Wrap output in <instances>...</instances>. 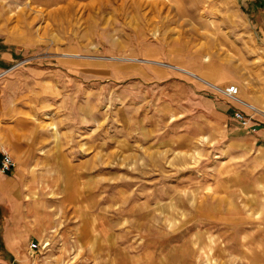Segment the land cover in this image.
<instances>
[{"label":"rangeland","instance_id":"1","mask_svg":"<svg viewBox=\"0 0 264 264\" xmlns=\"http://www.w3.org/2000/svg\"><path fill=\"white\" fill-rule=\"evenodd\" d=\"M2 36L35 71L0 180L47 231L8 243L1 190L0 264H264V0H0Z\"/></svg>","mask_w":264,"mask_h":264},{"label":"crops","instance_id":"2","mask_svg":"<svg viewBox=\"0 0 264 264\" xmlns=\"http://www.w3.org/2000/svg\"><path fill=\"white\" fill-rule=\"evenodd\" d=\"M44 1V2H43ZM42 4H52L56 3L57 0H40ZM3 37V36H2ZM0 151L6 149L10 152L12 157H16V144L18 141L26 138L25 132L23 129H26V120H30L31 113L33 109L31 108L29 111L25 104H23V99L21 98L24 94V90H19L18 84L15 82L21 75V72L25 71V76L29 73L34 72L35 70L29 69H21L22 64L16 65L13 61L14 57L9 50L8 47L13 46L9 39H6L5 36L0 40ZM2 46V47H1ZM5 46V47H3ZM191 71V70H190ZM194 72V71H193ZM195 73V72H194ZM196 74V73H195ZM200 76V75H199ZM23 77V76H22ZM201 77V76H200ZM202 79L209 81L203 77ZM217 88H219L215 83L209 81ZM220 89V88H219ZM224 90V89H223ZM226 90V89H225ZM224 90V91H225ZM227 90L233 92L238 99V87L236 85H231L227 87ZM242 100V99H240ZM243 102H247L242 100ZM248 103V102H247ZM250 104V103H249ZM255 126H258L256 131L259 130V124L255 121L252 122ZM23 128V129H22ZM19 143V142H18ZM8 188L9 192H12L11 195V222H13V227L7 231V239L9 243V239H20L22 243H25V234H22V227H20L21 222L25 226H23L26 231L33 229H37L40 232L47 231L46 228L41 225H37L33 220V215L28 211L27 207L30 205L32 200H24V202L18 200L20 197V191L17 185H10V187L3 181L0 180V191L4 190V188ZM10 192V193H11ZM27 194H24V199L27 197ZM8 197H10L8 195ZM20 227L21 229H19ZM49 230V229H48ZM9 247L13 249L16 253H19V249L16 247V242L14 244H9ZM6 246L5 253L10 256H13L12 250Z\"/></svg>","mask_w":264,"mask_h":264},{"label":"built area","instance_id":"3","mask_svg":"<svg viewBox=\"0 0 264 264\" xmlns=\"http://www.w3.org/2000/svg\"><path fill=\"white\" fill-rule=\"evenodd\" d=\"M223 94H225L228 98L232 100L241 102L235 94H233L228 90H225ZM236 117L243 125H249L252 119V116L248 114L244 115L239 112L236 114ZM253 130H255V128H253ZM13 168H14V162L11 159L10 155L7 154L5 151L0 152V173L1 174L9 173ZM31 245L35 246V244H31Z\"/></svg>","mask_w":264,"mask_h":264},{"label":"bare ground","instance_id":"4","mask_svg":"<svg viewBox=\"0 0 264 264\" xmlns=\"http://www.w3.org/2000/svg\"><path fill=\"white\" fill-rule=\"evenodd\" d=\"M250 106V105H249Z\"/></svg>","mask_w":264,"mask_h":264}]
</instances>
